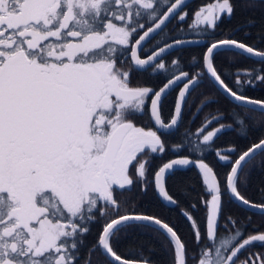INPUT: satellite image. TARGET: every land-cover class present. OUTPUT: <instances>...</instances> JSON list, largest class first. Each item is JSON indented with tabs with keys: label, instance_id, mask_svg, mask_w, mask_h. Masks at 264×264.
<instances>
[{
	"label": "snow or ice",
	"instance_id": "obj_1",
	"mask_svg": "<svg viewBox=\"0 0 264 264\" xmlns=\"http://www.w3.org/2000/svg\"><path fill=\"white\" fill-rule=\"evenodd\" d=\"M257 2L247 0L245 6L255 8ZM186 6L185 0H0V264H93L97 252L108 264H153L154 247L145 255L147 242L137 233L166 241L167 264H264V251H251L258 242L264 247V231L245 238V221L225 213L223 200L227 194L264 214V188L259 204L245 195L251 172L245 167L257 152L264 154V137L246 150L217 151L230 168L221 177L205 156L214 138L233 126L209 131L223 119L212 115L172 146L178 158L154 163L153 154L163 159L167 151L161 133L170 135L184 123L189 96L205 80L237 107L256 106L229 111L239 134L249 121L256 126L252 111L264 113V99L244 94L246 87L264 84V50L257 47L264 33L253 44L234 38L240 26L221 29L219 40L178 38L214 37L221 15L235 12L236 0L202 5L187 29L180 26L188 17ZM254 23L249 18L244 25ZM202 43L205 50L189 62L200 72L182 71L176 59L171 67L163 62L173 49ZM253 56L261 67H225V61L235 65L237 57ZM134 73L166 82L148 86L143 78L134 82ZM184 150L188 155H180ZM189 167L198 169L204 195L210 196L200 197L203 220L181 208L194 248L174 219L148 214L139 203L152 189L166 204L181 207L167 180ZM191 186L184 181L176 187L187 192ZM93 224L99 230L81 256ZM128 238L125 251L120 244Z\"/></svg>",
	"mask_w": 264,
	"mask_h": 264
},
{
	"label": "trees",
	"instance_id": "obj_2",
	"mask_svg": "<svg viewBox=\"0 0 264 264\" xmlns=\"http://www.w3.org/2000/svg\"><path fill=\"white\" fill-rule=\"evenodd\" d=\"M208 1L209 0H191L189 3H187V6L183 8V12H187L188 17L184 24L180 26L187 29L188 25L191 23V13L198 6L205 4ZM246 2L247 0H236V9L232 16L228 17L226 14L221 15V20L219 21L218 29L214 37L202 36L201 34L197 33H187L178 38L195 37L203 40H219L224 38V36L220 35L221 29L224 31H228L230 29L237 28V26H240L234 38L243 40L244 42L249 44L255 43L257 34L264 33V0H258L257 7L255 8L246 7ZM249 18L253 19L255 23L244 25L245 20ZM174 24H176V20H173L169 24V28H171ZM246 31L250 32L251 35L246 37L244 35ZM158 38L159 37H157V39ZM257 47L260 50H264V43L258 44ZM204 50L205 45L203 43L199 45L193 44L182 46L180 48L173 49L170 54L165 56L163 62L165 63L166 67H171L172 60H179L183 64L182 71L189 72L190 74H195L197 72H200L202 69L199 65L195 67L190 66L189 62L191 61L192 57L197 56ZM228 55L232 54L229 53ZM237 60L238 63L235 65H228L227 61H225V67L234 72L237 68L252 69L262 66V62L260 61V59L253 57H237ZM140 78H143L148 86H160L165 81L162 76L158 77L157 80L154 81L149 77L147 73L133 74L134 82L136 79ZM175 93L176 90L175 92H173L170 99L175 96ZM201 93L203 95H201ZM244 94L248 95L251 98L264 99V84L257 83L255 87H246L244 89ZM205 100L209 102L206 104V106L203 107L202 111L197 113V109ZM217 100L219 101V103L214 102ZM230 101L231 100H229L228 98L226 99L223 95H221L216 87L209 84L207 80L196 87L189 96L190 107L184 114V123L180 124L176 131L170 135H164L161 133L162 139L165 141L167 151L166 154H164L163 159H160L157 154H153L154 163L162 164L172 158H178L177 155L172 153L170 149L173 145L181 143L183 134L186 129L190 130L192 133H195L207 118H210L212 115H222L223 119H221L218 123L212 124V126L223 124L232 125L233 127L232 129L224 131L218 139L214 138L213 150L207 152L205 156V162L213 167L217 173L221 174L222 177L224 173L229 171V167L227 165V162L217 157V151H220L221 154L227 155L226 149L233 146L239 147L241 151L246 150V148L251 146V144L264 137V113H261L259 110L252 111L251 115L257 122L256 126H251L252 121H249V127L246 130V133L239 134L240 128L238 125L234 124L232 117L229 115V111L235 110L237 112L243 113L255 107H237L236 102ZM139 119L142 124L147 122V117H141ZM149 126L151 125L149 124ZM180 155H188L187 150L182 151ZM192 158L196 159L198 157ZM231 159H235V156L231 157ZM249 168L251 169V172L249 174V182L247 190L245 191V195L254 203L259 204L262 202L260 199L259 190L261 188H264V154L257 152L253 157H251L250 163L245 167V172H248ZM184 181H189L192 185L187 189V192H181L177 190L176 187L179 183H182ZM167 183L169 187L173 189L172 194L174 198L177 199L181 207L166 204L152 189H149L148 194L142 197L139 201L141 210H146L148 214L157 215L161 218L174 219L180 231L183 233L184 238L188 241L189 247L194 248L192 230L189 227V222L185 219L184 216L181 215V208H183L185 211H189L193 217L203 220L205 209L201 206L200 197L203 196L204 199H210V196L204 195V191L201 186V177L198 173V169L195 167L185 168L181 171L176 172L174 175L168 177ZM125 195L129 194L125 193ZM223 200L225 213L231 214L232 216L241 218L245 221L243 233L244 237H247L249 234H252L254 232L264 231V214L240 206L234 201L229 200L227 194H225ZM192 204L196 205V210H193L191 208ZM248 218H250V222H248ZM99 227L100 226L98 224L91 225V232L85 237V245L80 250L81 256L87 254L88 248L93 243L95 233L99 230ZM136 236L139 240L147 242L144 248L145 255H148L147 248L149 245L154 247L155 251L151 253V260L153 264H157V262H159V264H167L169 253L165 250L166 241L164 243H161V240L163 238L155 239L151 234L147 233H137ZM129 239L131 238H128L121 242V249H124L125 251L127 250L129 246ZM251 251L261 252L264 251V247H261L258 242L254 247L251 248ZM247 255L248 253L245 252L241 256V258H245ZM127 258L138 259V256H128ZM92 260L93 264H108V260L103 255H101L100 252L95 253L92 256ZM81 264H83V261H81Z\"/></svg>",
	"mask_w": 264,
	"mask_h": 264
},
{
	"label": "water",
	"instance_id": "obj_3",
	"mask_svg": "<svg viewBox=\"0 0 264 264\" xmlns=\"http://www.w3.org/2000/svg\"><path fill=\"white\" fill-rule=\"evenodd\" d=\"M191 0H185V4H187V3H189ZM182 39H200V38H182ZM187 45H193V44H187ZM187 45H183V46H187ZM253 58H257V59H260L259 57H255V56H253ZM176 75H179V73H177ZM169 78H171V77H169ZM164 82H166V80L164 81ZM163 82V83H164ZM160 86H162V84L160 85ZM183 87V84H181V86H180V88H182ZM179 88V89H180ZM179 89L177 90V92H176V94L179 92ZM217 89V88H216ZM175 94V95H176ZM229 100H231V98L229 97L228 98ZM248 106H254V105H248ZM254 107H256V106H254ZM259 141V140H258ZM257 141V142H258ZM256 143V142H255ZM250 147V146H249ZM172 159H175V158H172ZM171 160V159H170ZM167 161H169V160H167ZM166 161V162H167ZM229 171H230V168H229ZM162 199V198H161ZM235 203H237L238 204V202H236V201H234ZM240 206H242V207H244L242 204H239ZM245 208V207H244ZM246 209H250V210H253V211H257L256 209H254V208H246Z\"/></svg>",
	"mask_w": 264,
	"mask_h": 264
},
{
	"label": "rangeland",
	"instance_id": "obj_4",
	"mask_svg": "<svg viewBox=\"0 0 264 264\" xmlns=\"http://www.w3.org/2000/svg\"><path fill=\"white\" fill-rule=\"evenodd\" d=\"M212 2H214V0H209L207 3H205V4H208V3H212ZM202 5H204V4H202ZM202 5H200V6H198L192 13H191V15H190V21L192 22V19H193V14L197 11V10H199V8L202 6ZM218 127H220V125H215V126H212L211 128H209V131H211L212 129H214V128H218ZM221 154V153H220ZM221 155H224V154H221ZM241 259H244V258H241Z\"/></svg>",
	"mask_w": 264,
	"mask_h": 264
},
{
	"label": "flooded vegetation",
	"instance_id": "obj_5",
	"mask_svg": "<svg viewBox=\"0 0 264 264\" xmlns=\"http://www.w3.org/2000/svg\"><path fill=\"white\" fill-rule=\"evenodd\" d=\"M187 38V37H186ZM191 38H195V37H191ZM182 39V38H181ZM180 86L181 85H179L178 87H177V89H176V92H177V90L180 88ZM176 94V93H175ZM257 232H254V233H252V234H256ZM246 238V237H245Z\"/></svg>",
	"mask_w": 264,
	"mask_h": 264
}]
</instances>
